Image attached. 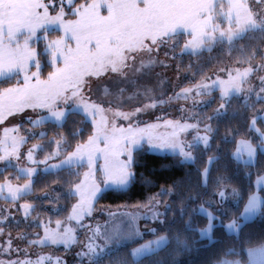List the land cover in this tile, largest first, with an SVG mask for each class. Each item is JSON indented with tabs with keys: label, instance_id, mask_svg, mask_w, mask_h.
Wrapping results in <instances>:
<instances>
[{
	"label": "rangeland",
	"instance_id": "rangeland-1",
	"mask_svg": "<svg viewBox=\"0 0 264 264\" xmlns=\"http://www.w3.org/2000/svg\"><path fill=\"white\" fill-rule=\"evenodd\" d=\"M42 2L49 6V17H55L60 12V0H42ZM93 2L102 5L98 9L101 15L108 14L105 5L110 0H74L73 7ZM242 2L246 3L254 14H264V0H242ZM223 3L224 10L227 11V0H223ZM39 11L42 13L43 9H39ZM219 11L220 9L217 8V13ZM64 13L61 21L46 23L36 30V35L29 41V47L35 50L36 55L33 60L28 62L24 70L20 71V75H17L20 81L17 79L19 82L0 89V93L8 88L23 87L25 75L31 76L32 73L38 72L40 80H47L49 73L64 67L63 55L59 53L66 55L68 48H76V41L65 34L64 23L79 19V16L74 15L66 3L64 4ZM215 23L220 25L221 30H226L229 27L227 19L223 17L217 16ZM232 26L235 27L234 24ZM24 38V35L18 36L21 45L24 43ZM190 39L191 37L186 30H180L172 36L166 45H161L158 50L154 48L151 53L146 51L134 53L135 62L133 64L132 61H129L132 67L124 69L126 75L122 76L120 73L108 70L98 77H86V83L83 85L80 94L67 104L63 100L57 101L56 109L63 110L82 103H95L104 110L102 115L107 118L104 135L111 138L113 126L125 130L129 127L133 129L134 134L127 131L123 134L115 133L116 139L119 140L118 144L112 143L111 139L108 142H105L103 138L98 141V147L105 149L107 146V152L95 154L94 177H89L88 183L91 184L94 179L95 184L102 189L106 179L102 171L103 166L116 160H127L128 151H131L133 157L131 171L134 172L133 164L138 155L146 151L171 154L181 161V157L178 154H172L171 150H153L151 145L159 144L162 140L187 145L191 144L197 136L208 135L210 137L208 148L205 149L203 145L193 148L192 152L196 159L194 163H191L198 164L192 170L195 171V177L198 176L199 183L204 185L200 187H203L205 191L191 194L190 199L189 196H182V193L178 194V190L173 186H169L150 195L147 201L113 204L98 203L100 194L91 202L90 214L69 220L68 217L73 215L74 206L80 202V196L70 194V189H74L75 185L84 181L85 173L90 171L87 157L84 158L82 164L74 163L71 167L50 169L49 166L60 164L65 157L75 151L78 144L85 143L89 136L94 135L96 123L100 122L101 114L86 116L82 111H73L62 126L52 121L34 126L31 121L48 115L47 108L24 107L22 110H17L13 107L10 109L7 101H5L2 113H0V156H5L6 153H10V155L7 156L6 161L0 160V169H2L0 171V184L10 182L13 187L23 186L30 179L33 180V183L31 191L16 202L0 198V262L2 264H11L13 261L26 259L35 261L38 256L42 257L43 255L51 257L48 260L56 264V258H59L60 264H89L88 257L80 254L88 251L87 245L90 242L104 248L107 253L100 264H142L146 261L150 262L153 260V254L160 249L136 258L132 257L130 253L150 241H156L161 236L167 237L166 244L163 246L165 248L172 240V236L165 229L174 220H177L178 227L187 225L186 228H188L184 236L178 235L173 238L174 246L172 249L176 251L179 258L185 251L184 247L191 244L190 237L193 235L196 236L197 240L204 238L202 240L210 243L215 238L213 232L215 226H223L228 233H235L228 231L225 225L240 218L250 194L255 192L264 197V180H261L264 178V171H259V168H255L254 165L245 167L241 164L245 173H249L254 168L255 172H260L254 177L253 189L247 195L242 194V188L238 185L228 183L226 176L222 173L216 177L215 184L210 185L208 178L211 176V170L206 182L201 177V171L205 167H212L207 163L208 158L216 156L214 152L223 147L231 154L242 139L251 141L253 145L259 143V133L251 129L250 125L253 117L264 116V99L260 100L263 102V106L259 110L254 108L256 111H260V114L258 113L250 119L245 135L235 138L236 131L227 130L224 125L226 118L237 112V106L234 104L237 103V100L242 99L243 104H245V96L256 99V94L260 93L261 88H264V84L260 82V77L264 76V30L248 32L243 38L237 39L231 44L227 41L214 43L210 48L222 46L224 43L228 48H231L233 44L238 47L227 55L223 62L224 66L204 75H202L201 69H197L200 64L195 67L196 63L183 61L184 57L180 52L184 44ZM57 40L62 41L59 45V52L56 47L48 48L46 51V47ZM248 41H257L258 44L254 47L241 45ZM259 44L260 48L258 47ZM210 48L205 47L193 55L202 54L203 51ZM187 52L191 53V51ZM149 60L154 61V63L147 68H141V61L147 64ZM37 62L40 65L39 68L35 66ZM248 67H252L254 71L241 85L245 91L239 96L233 95L227 101L221 99L218 87L208 92L202 91L200 94L193 92L189 94L188 98L177 97L176 95L182 89L194 88L198 84L210 85L218 78L227 80L229 72L235 75L237 69L243 71ZM134 69H140V71ZM35 80L36 78L33 77L32 83H35ZM248 89H252V91L249 92ZM67 95L70 96L71 91ZM261 95L264 96V93ZM152 104L155 106H149ZM221 104H225L226 115L217 116L216 110L220 108ZM137 109H141V111H136ZM10 112L11 114H9ZM117 112L130 115L125 119L123 116L115 115ZM132 113L134 115H131ZM258 119L256 128L260 132H264V128L259 124ZM169 121L172 123H167ZM261 121L264 122V119ZM177 122L179 125L187 124L196 127L181 130L180 127L176 126ZM206 125L211 126V133L205 132ZM6 129L8 131H5ZM41 132L45 133L43 137L39 135ZM174 133L175 135H173ZM218 133L223 137L215 140ZM225 136L228 137L229 142H225ZM125 137L129 139L126 141ZM22 138L24 142L20 143ZM233 138L234 147L230 144ZM133 139L139 141L138 146L133 147L131 143ZM14 140L16 141L15 150L13 149ZM60 140H63L64 143L59 148V156L49 159L45 164L28 162L25 153L27 150H34V145H43L42 150L36 154L43 159L46 155L50 156L57 151L56 141ZM112 152L122 154L113 156L111 155ZM259 159L261 160V157L258 152L256 162L260 161ZM235 164L237 163L235 162ZM21 168H33L38 171L33 177H29L18 171ZM46 168L49 170L45 171ZM53 172L56 173V176L53 174L52 177H48ZM54 181L56 187L46 192L41 191ZM219 191L225 192V198L222 199L218 195ZM25 203L35 206L28 218L24 217L23 209L20 208V205ZM201 205L212 212L215 217L210 235H201L199 231L208 224L207 218L202 213L193 211L198 210ZM185 212L186 214H184ZM193 213H196L194 219L198 220V224L191 222ZM200 218H202L201 222ZM57 221L62 222L59 231L72 230L73 240L68 245L50 244L48 242L42 245L29 243V241L43 238L45 228L57 229ZM97 229L98 231H96ZM108 237H112V239H108ZM121 245L127 247L122 248ZM260 245H264V243L259 241L242 247L236 244L227 246L226 250L232 254L229 256L221 255L220 259L212 264H222L223 261L233 260L239 261L240 264H248L247 250L250 247ZM170 250V247L166 248V251ZM186 255L184 252L183 257ZM175 262L179 264L180 260L176 259ZM189 264L192 263L189 262Z\"/></svg>",
	"mask_w": 264,
	"mask_h": 264
},
{
	"label": "snow or ice",
	"instance_id": "snow-or-ice-1",
	"mask_svg": "<svg viewBox=\"0 0 264 264\" xmlns=\"http://www.w3.org/2000/svg\"><path fill=\"white\" fill-rule=\"evenodd\" d=\"M65 3L74 15L79 16V19L75 21L64 23L65 34L76 41V48H68L66 55L59 53L63 55L64 67L57 68L55 72L49 73L47 80H40L39 73L35 72L31 76L25 75L23 87L8 88L0 93V113H2L5 101H7L10 109L13 107L17 110H22L24 107L47 108L48 115L31 121L34 126L46 121H52L62 126L73 111H82L86 116L101 114L99 123L93 121V123H96L95 134L89 136L85 143L78 144L75 151L65 157L60 164L49 166L50 169L71 167L74 163L82 164L84 158L87 157L90 171L85 173L84 181L75 185L74 189H70V194L80 196L79 204L74 206L73 215L68 217L69 220H72L90 214L91 202L103 191L125 190L134 181L135 173L131 171L133 157L131 151H128L127 160H116L103 166L102 171L106 177L103 189L95 184L94 179L91 184L88 183L89 177H94L95 154L97 152H107V146L105 149H100L98 141L101 138L105 142L111 139L112 143L118 144L119 140L116 139L115 133L123 134L125 131L133 133V129L129 127L125 130L113 126V136L110 138L103 134L107 118L102 115L104 110L99 105L82 103L75 107L60 110L56 109V102L63 100L67 104L77 97L86 83V77H98L108 70L120 73L122 76L126 75L124 69L132 67L129 61H132L133 64L135 62L134 53L140 51L151 53L154 48L158 50L161 45H166L172 36L180 30H186L191 37L184 44L183 51H191L192 54H196L205 47L210 48L218 41H227L231 44L233 41L243 38L248 32L264 30V14H254L242 0H227V11L224 10L223 0H110L105 5L107 15L99 13L98 9L102 5L95 2L73 7L74 0H60V12L55 17H49V6L44 4L42 0H0V76L17 70L23 71L28 62L33 60L36 53L35 50L30 49L29 41L36 35V30L46 23L61 21V18L65 15ZM217 8L220 9L218 13ZM39 9H43V12L41 13ZM217 16L227 19L229 27L226 30H221L220 25L215 23ZM233 24L235 27L232 26ZM20 35L25 36L23 45L17 39ZM61 43L62 41L59 40L53 41L52 44L46 47V51L48 48L56 47L59 52ZM152 63H154L152 60H149L147 64L141 61V68H147ZM35 66L40 67L38 62ZM134 70L140 71V69ZM253 71L252 67L245 68L243 71L237 69L235 75L229 72L227 80L218 78L210 85L198 84L194 88L182 89L176 95L177 97L188 98L189 94L193 92L200 94L202 91L208 92L218 87L221 99L227 101L233 95L239 96L245 91L241 85ZM33 77L36 78L35 83H32ZM260 82L264 84V76L260 77ZM69 91H71L70 96L67 95ZM248 91L251 92L252 89H248ZM121 92H123V89H121ZM261 93H264V88H261L260 93L256 94L258 101L264 99ZM248 98L245 96L246 106H250L247 105ZM149 106L154 107L155 104ZM136 111H141V109ZM115 115L127 119L130 114L117 112ZM131 115H134V113ZM216 115H226L225 104L220 105V108L216 110ZM257 118L264 119V116L253 117L250 127L259 133V143L253 145L251 141L242 139L238 142L236 150L231 153L232 159L237 164H243L245 167L255 164L258 152L264 154V132H260L256 128ZM167 123L171 124L172 122ZM176 126L180 127L181 130L196 127L187 124L179 125L178 122ZM205 132L211 133V126L206 125ZM39 135L43 137L45 133L41 132ZM128 139V137H125L126 141ZM224 140L228 142V137L225 136ZM209 141L210 137L208 135L197 136L191 144L187 145L162 140L159 144L151 145V149L171 150L172 154H178L181 157V163H194L196 157L193 155L192 149L201 145L207 149ZM23 142L22 138L20 143ZM63 143V140L56 141L57 151L39 163H46L48 159L59 156V148ZM131 143L133 147L139 145L138 140L133 139ZM15 147L16 141L14 140V150ZM33 148L42 150L43 145L37 144ZM120 154L122 153H111L113 156ZM8 155L10 153L0 156V160L6 161ZM27 158L32 160V149L28 151ZM217 160L218 157L212 156L208 158L207 163L212 165ZM48 170L49 168L45 169V171ZM18 171L33 177L38 170L21 168ZM209 171V167H205L201 171V177L205 182ZM261 180H264V178H261ZM32 183L33 180L30 179L23 186L13 187L10 182L0 184V198L16 202L31 191ZM233 192H235V189H233ZM218 195L222 199L225 198L224 191H219ZM34 207L29 203L20 205L25 218H28ZM181 211L184 212L183 209ZM193 211L202 213L208 220L206 227L199 230L200 234L210 235L213 230L214 214L203 205L199 206L198 210ZM257 214H264V197L254 192L249 195L240 218L232 220L225 227L230 232L238 233L244 227V222ZM56 224L57 229L45 228L43 238L29 241V243L42 245L48 242L50 244L68 245L73 240L72 230L64 229L61 232L59 229L62 222L57 221ZM108 239H112V237H108ZM166 241L167 237L161 236L156 241H150L148 244L134 249L130 255L136 258L154 253L157 249H161ZM9 244H11V241H9ZM87 248L88 251L80 255L88 257L89 264H100L107 254L104 248L93 242H90ZM247 252L248 264H264V245L250 247ZM45 259H51V257L38 256L35 261L30 259L17 260L11 262V264H43ZM56 259L57 264H60L59 258ZM222 264H240V262L236 260L223 261Z\"/></svg>",
	"mask_w": 264,
	"mask_h": 264
},
{
	"label": "trees",
	"instance_id": "trees-1",
	"mask_svg": "<svg viewBox=\"0 0 264 264\" xmlns=\"http://www.w3.org/2000/svg\"><path fill=\"white\" fill-rule=\"evenodd\" d=\"M258 42L248 41L241 44L243 46L254 47ZM236 44H233L231 48H228L226 43L222 46L207 49L199 55H193L187 51L180 52L183 55V61H190L192 64L196 63L195 67L200 64L199 68L203 71L202 75L216 70L225 64L223 63L227 55L230 52L235 51ZM260 48V44L258 45ZM194 67V68H195ZM17 81V78L6 77L0 79V88L10 85ZM244 97V96H242ZM245 101V100H244ZM239 103V104H238ZM237 108L233 115L228 116L225 121V128L227 130H235L234 137L237 138L240 135H245L250 119L260 114L259 108L263 106L262 101L256 100L254 97H250L247 100V105L243 104L242 99L237 100ZM256 108V110L254 109ZM259 124L264 128V122L258 119ZM229 133V131H227ZM238 132V133H237ZM222 135L218 133V137L214 136L215 140L222 139ZM229 142V141H228ZM231 146H235L234 138L230 141ZM218 160L212 164L211 176L209 184L213 185L216 182V177L221 173L226 176L228 183H233L242 188V194L247 195L253 189V180L257 175L255 168L258 167L259 171H264V154H259L260 161H257L254 166V170L251 169L249 173H245L241 164H235L230 157L229 151L225 148H221L214 152ZM200 161V158H198ZM134 165L135 179L125 190H106L98 198V203H139L141 201H147L148 197L152 194L158 193L163 187L173 186L178 190V194L182 193V196H189L197 193L198 191H205L199 183L198 176L195 177V171L192 170L197 167V163H181L176 157L171 154L144 152L138 155V158ZM215 166V167H213ZM56 176V173H50L48 177ZM59 175V173H58ZM57 175V176H58ZM46 178V177H44ZM58 181V180H56ZM218 182V181H217ZM56 187V183L51 182L41 191L46 192ZM196 213H193L191 222L198 224V220L194 219ZM200 218V222H201ZM203 217V221H204ZM177 220L170 223L169 227H166L165 231L172 236V242L154 253L153 260L146 261L142 264H176V259L180 260L179 264H212L216 260H219L221 255H231L232 252L226 250L227 246H233L236 244L240 247L247 246L256 242L264 243V214H257L256 217L244 222V227L238 233H228L223 226H215L214 233L215 238L207 243L205 240H197L196 236L190 237L191 244H187L185 248L186 256L183 257L184 252L180 258L176 255V251L173 248L174 239L178 235H183L188 230L187 225L178 227ZM173 226V227H172ZM126 248L127 246H120ZM171 248L170 251H166V248ZM122 248H120L122 250ZM119 249V250H120ZM235 253V252H233ZM178 264V263H177Z\"/></svg>",
	"mask_w": 264,
	"mask_h": 264
},
{
	"label": "crops",
	"instance_id": "crops-1",
	"mask_svg": "<svg viewBox=\"0 0 264 264\" xmlns=\"http://www.w3.org/2000/svg\"><path fill=\"white\" fill-rule=\"evenodd\" d=\"M17 39H18V37H17ZM38 54V53H37ZM49 70V69H48ZM20 73V71L19 70H17V71H15V72H12V73H5V75H3V76H0V79H2V78H6V77H16L17 78V75H20L19 74ZM41 77L43 76L42 74L40 75ZM18 79V78H17ZM19 80V79H18ZM16 81V82H19V81ZM16 82H14V83H16ZM14 83H12V84H10V85H7V87L8 86H12ZM3 89H4V87H2ZM2 88H0V89H2ZM5 88H6V86H5Z\"/></svg>",
	"mask_w": 264,
	"mask_h": 264
},
{
	"label": "flooded vegetation",
	"instance_id": "flooded-vegetation-1",
	"mask_svg": "<svg viewBox=\"0 0 264 264\" xmlns=\"http://www.w3.org/2000/svg\"><path fill=\"white\" fill-rule=\"evenodd\" d=\"M47 257L46 255H43L42 257ZM43 264H56L55 262H52V261H49L48 259H45L44 261H43Z\"/></svg>",
	"mask_w": 264,
	"mask_h": 264
}]
</instances>
